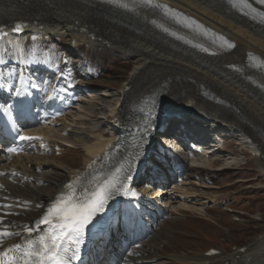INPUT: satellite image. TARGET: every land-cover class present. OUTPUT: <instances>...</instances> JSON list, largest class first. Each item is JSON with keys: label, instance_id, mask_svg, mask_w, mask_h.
I'll list each match as a JSON object with an SVG mask.
<instances>
[{"label": "bare ground", "instance_id": "bare-ground-1", "mask_svg": "<svg viewBox=\"0 0 264 264\" xmlns=\"http://www.w3.org/2000/svg\"><path fill=\"white\" fill-rule=\"evenodd\" d=\"M207 2L213 10L202 0H154L156 4H165L192 16L231 40L230 46L207 43L204 38L186 31L173 35L169 28L178 27L157 7L148 4L124 2L129 7H122L109 0H0V26L12 28L17 21L24 24L22 34L8 33L7 37L0 39V79L10 83L11 91L16 87L22 91L25 87L35 102L56 104L63 94L72 91L75 84L70 80L68 90L63 88L62 81L72 74L66 71L64 64L56 63L51 53H33L30 59L27 58L28 36L40 39L43 35L47 38L56 35L58 39L71 34L75 46L80 44L79 38L90 42V37H94L135 64L125 84L131 88L121 90V102L118 101V106L111 108V114L107 115L109 120L117 114L121 116L120 125L110 135L91 134L93 130L88 125L98 124L99 118L90 105L81 104L90 101L89 95L93 100L92 93L85 87L83 92L89 93L81 92L68 114L34 131L28 154L3 158L0 216L4 219L0 221V228L20 230L27 223L33 226L43 215L45 206L78 172L71 166L82 162V169L78 170L86 172L89 163L100 156L109 144H121L125 151L96 173H108L125 165L128 155L134 150V141L145 134L136 125L142 112L147 113V122L156 126L162 136L176 135L169 129L181 116L184 120L190 117L195 124H201L205 133L208 131L205 128L215 127L229 132L235 141L249 147L258 156L264 172V73L261 67L247 65L248 53H254L259 58L260 66L261 62L264 63V24L243 11L234 10L224 0ZM190 39L205 41L210 50L203 51L193 46L189 43ZM10 43L17 49L13 71L6 59ZM74 45L71 44V47ZM73 111L83 115L74 118ZM53 127L60 128L53 130ZM51 131H54L55 137L63 131L65 138H73L84 146L71 162H67L68 166L62 164L60 160L63 159L58 156V145L67 140L52 138L49 135ZM85 134H89L88 140L84 138ZM56 138L60 139L59 136ZM73 144L76 149L80 147ZM152 158L155 157L151 155L148 160L151 162ZM202 158L196 160L195 165L186 161L176 163L179 172L185 175L181 183L168 185L166 190L155 187L153 193L144 189V199L139 206L144 215L150 214L148 204L155 205L159 212H169L175 198L183 202L180 209H187L189 201L203 199L205 192L198 193L195 188L199 183L189 184L186 181L196 168L210 166L208 155ZM151 163L154 165V161ZM165 171L158 173L168 175ZM24 180L33 182L34 186L24 183ZM167 180L170 183V179ZM27 189L29 194L19 192ZM152 194L153 197H150ZM159 198H163L164 205L158 202ZM168 203L170 207L166 209ZM167 221L160 222L154 235L139 241L138 245L130 242L127 256L120 252V240L118 242V235L113 234L110 241L112 256L117 261L124 260L122 264H264V235L246 251L225 253L228 255L164 256L162 251L167 242L157 241V238ZM17 238H4L0 247Z\"/></svg>", "mask_w": 264, "mask_h": 264}, {"label": "rangeland", "instance_id": "rangeland-1", "mask_svg": "<svg viewBox=\"0 0 264 264\" xmlns=\"http://www.w3.org/2000/svg\"><path fill=\"white\" fill-rule=\"evenodd\" d=\"M202 2L211 7L207 0H202ZM211 9L214 8L211 7ZM65 36L66 38L60 41L56 35H51L49 39L41 41L28 37L27 57L30 59L29 57L35 52L36 55L44 51L49 52L55 55L56 61L65 64L67 69L78 74L79 82L89 87V92L93 96V100L89 95L90 101L81 104L90 105L99 118L98 124L88 125L89 129L93 130L91 134L110 135L115 128L111 127L107 115L111 108L118 106V101L121 102L123 98L121 90L131 77L135 64L131 59L115 52L102 41L95 40L94 37H90L91 43L87 39L79 38V43L84 44L81 47L83 50L80 49L79 44L72 51L73 46L71 47L70 42L73 36L71 34ZM67 56L70 57L69 63ZM6 58L10 70L13 71V67L15 70L14 55L7 52ZM72 115L78 118L83 114L78 115V112L73 111ZM100 128L102 130L99 131ZM56 129L53 128V130ZM209 131L212 134L218 133L225 136L226 141L223 146L218 147V142L212 140L214 147L209 151L212 155L207 158L210 159V166L196 168L190 174L191 177L186 180L190 182L189 184L199 183L195 188L198 193L205 192L204 198L194 199V202L189 201L187 209H180L183 203L180 198L174 199L173 202L176 205L173 210L170 209L174 214L172 213L171 219L169 216L168 221L161 228V235L157 238V241L167 242L162 251L164 256L202 255L206 249L211 247L232 252L241 246H249L258 242L264 235V172L258 156L249 147L235 141L231 133L221 131L217 127L213 130L209 128ZM49 133L56 140H67L79 144L80 147L77 149L58 145V156L63 159L60 162L68 166L67 162H71L73 156L82 151L84 146L75 142L73 138H65L63 131L58 135L60 139L54 136V131ZM88 135L84 136L87 140ZM71 167L76 170L82 169V162L78 166ZM24 183L29 184V181L24 180ZM30 185L34 186L31 182ZM19 192L30 193L28 189ZM150 197H153V194ZM164 236L167 238H163Z\"/></svg>", "mask_w": 264, "mask_h": 264}, {"label": "snow or ice", "instance_id": "snow-or-ice-1", "mask_svg": "<svg viewBox=\"0 0 264 264\" xmlns=\"http://www.w3.org/2000/svg\"><path fill=\"white\" fill-rule=\"evenodd\" d=\"M109 2L118 3L119 0H109ZM138 2L157 8H167L166 5L154 3V0H138ZM229 2L231 3L232 0H229ZM120 6L128 7L127 4H121ZM168 11L174 10L168 9ZM16 30H19V25L16 26ZM7 114L11 115V109H7ZM13 130H16L14 125ZM20 138L31 139L25 136ZM9 151L13 150L9 149ZM130 178L127 177V179ZM113 187L115 185L111 181L106 182L91 193H85L79 200L72 195L65 196L61 193L40 221V223L50 225V232L39 236L35 241H26L23 248L20 244L14 245L13 248L19 253L16 256H9L8 251L0 249V264H73L74 261L79 259V246L86 229L92 225L93 218L97 213L103 211L110 194L109 190ZM66 188L71 189L72 186L67 185ZM116 190H123L127 194V185L121 184ZM131 195L135 196L136 193L132 192ZM50 217L55 218V224L52 223ZM28 231L31 233V229H28ZM13 235L19 236L20 233H0V242L4 238Z\"/></svg>", "mask_w": 264, "mask_h": 264}]
</instances>
